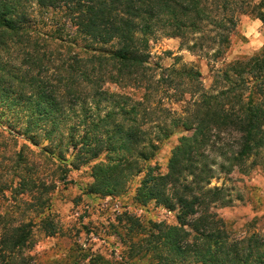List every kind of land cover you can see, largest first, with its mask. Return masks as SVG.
Instances as JSON below:
<instances>
[{
	"label": "trees",
	"instance_id": "obj_1",
	"mask_svg": "<svg viewBox=\"0 0 264 264\" xmlns=\"http://www.w3.org/2000/svg\"><path fill=\"white\" fill-rule=\"evenodd\" d=\"M209 1L0 0V52L15 53L19 61L0 60V119L6 112L19 117L27 110L24 148L28 143L37 147L45 133L48 145L41 150L58 151L54 157L65 166L77 168L105 156L92 166L89 195L119 193L133 169L146 172L136 203H154L175 213L178 221L149 222L147 253L158 264H264V237L233 235L212 211L232 199L223 188L210 187L221 174L264 169V47L227 64L219 76L224 86L216 93L203 90L193 67L162 68L151 61L150 42L157 33L184 39L204 26L218 32L234 27L226 15L232 0H211L214 8ZM253 11L264 23V0ZM219 33L220 44L226 43L228 37ZM106 84L141 95L115 94ZM170 91L190 94L186 117L173 124L195 134L180 141L162 174L151 161L169 137L161 121L171 110L163 107L161 96ZM103 107L108 112L101 117ZM71 115L80 117L78 124H71ZM146 125L160 132L156 139L147 137ZM222 134L235 137V148L220 160L211 158L210 142ZM128 221V232L141 227L139 219L130 216ZM3 229L0 264H31L26 253L31 224Z\"/></svg>",
	"mask_w": 264,
	"mask_h": 264
},
{
	"label": "rangeland",
	"instance_id": "obj_2",
	"mask_svg": "<svg viewBox=\"0 0 264 264\" xmlns=\"http://www.w3.org/2000/svg\"><path fill=\"white\" fill-rule=\"evenodd\" d=\"M260 2L232 0L226 15L233 18L235 25L232 29H219L228 37L224 44H220V33L212 25L204 26L203 32L191 33L184 39L157 33L150 42L151 61L162 68L173 65L193 67L200 74L205 92L220 91L224 85L220 84L219 76L227 64L248 59L264 47V23L253 11ZM209 3V7H217L211 0ZM225 24L229 26V23ZM194 45L196 47L191 49ZM11 55L0 52V60L19 64L15 60L17 55L14 53L9 59ZM52 74L50 68L48 75ZM105 88L115 94L134 95L137 99L141 95L114 84H106ZM161 99L163 107L171 110L163 115L164 119L161 118L169 137L159 143L160 149L151 166L158 168L156 173L165 174L172 151L181 140L192 138L195 132L184 130L180 123L173 124L186 117L184 110L191 99L190 94L180 97L170 91ZM1 101L0 96V113L3 115ZM101 109L99 113L103 117L108 109ZM27 114L28 111L23 110L16 117L6 112L0 119V235L5 226L31 224V239L26 247V253L32 257L31 264H158L155 257L147 253L149 222L177 225L178 221L175 213H168L154 203L148 206L136 203L135 193L146 172L138 174L137 169H133V175L119 193L89 195L87 188L93 181L92 166L105 161V156L77 168L65 166V162L60 163L54 157L58 151L41 150L48 145L44 141L45 133L39 137L37 147L28 143L24 148L26 141L21 129L28 122ZM79 118L71 115V124H78ZM151 128L150 125L144 127L148 130L147 137L156 139L160 132ZM17 130H21L19 135ZM236 142L235 137L228 134L213 137L207 153L220 160L221 154L230 153ZM64 158L69 162L70 154H65ZM140 166L146 164L140 163ZM210 187L223 188L227 198L232 199L229 206L214 207L212 211L228 223L233 235L264 237L263 168L256 167L248 174L239 171L221 174L212 180ZM130 216L141 223L136 232L135 229L127 231Z\"/></svg>",
	"mask_w": 264,
	"mask_h": 264
}]
</instances>
